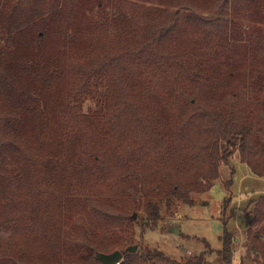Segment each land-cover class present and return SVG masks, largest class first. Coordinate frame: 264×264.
I'll list each match as a JSON object with an SVG mask.
<instances>
[{
  "label": "trees",
  "instance_id": "1",
  "mask_svg": "<svg viewBox=\"0 0 264 264\" xmlns=\"http://www.w3.org/2000/svg\"><path fill=\"white\" fill-rule=\"evenodd\" d=\"M212 9L232 21L198 16ZM254 15L264 0H0V264H102L116 250L120 264H177L127 251L135 211L143 232L156 227L164 208L210 192L237 151L264 177L247 115L198 103L264 92V28L243 24ZM246 210L264 264V195Z\"/></svg>",
  "mask_w": 264,
  "mask_h": 264
},
{
  "label": "rangeland",
  "instance_id": "2",
  "mask_svg": "<svg viewBox=\"0 0 264 264\" xmlns=\"http://www.w3.org/2000/svg\"><path fill=\"white\" fill-rule=\"evenodd\" d=\"M200 14L198 16L208 20L220 18L232 21L233 19L229 15H216L214 9ZM243 24L248 32L255 27L264 28V17L254 15ZM230 55L231 53L229 55L226 52L223 53V60H227ZM235 60L241 61L238 57H235ZM198 103L202 111L207 114L226 109L242 111L255 127L253 153L256 154L262 149L264 92L258 93L251 87L241 90L237 96H229L223 102H214L202 95ZM99 108L97 99L93 98H89L84 105L86 113H95ZM258 163L260 169L264 170V161L258 159ZM261 195H264V177L254 174L241 161L240 152L237 151L229 163L222 166L221 177L210 192L193 195L192 204L176 201L171 208H164L162 220L156 227L143 232L141 225L144 222L145 213L142 208L137 209L135 240L127 242L126 245L138 246V250L162 251L168 259L177 264H184L202 253H206L204 264H222L221 258L215 251L222 249L221 237L224 234V223L228 222L229 231L236 239L231 264H258L262 262V257L251 252L248 247L247 227L250 210L247 211L246 208L252 200ZM144 199V195L138 197L140 201Z\"/></svg>",
  "mask_w": 264,
  "mask_h": 264
},
{
  "label": "water",
  "instance_id": "3",
  "mask_svg": "<svg viewBox=\"0 0 264 264\" xmlns=\"http://www.w3.org/2000/svg\"><path fill=\"white\" fill-rule=\"evenodd\" d=\"M133 218H136L134 214ZM138 250V246H132L127 249L130 253H135ZM124 258V254L120 250H116L111 254L100 253L97 255V260L102 264H120Z\"/></svg>",
  "mask_w": 264,
  "mask_h": 264
}]
</instances>
